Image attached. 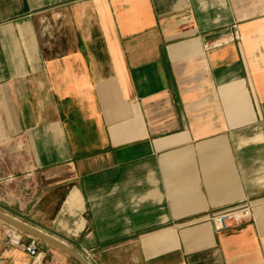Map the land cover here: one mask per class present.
Masks as SVG:
<instances>
[{"label":"crops","instance_id":"crops-1","mask_svg":"<svg viewBox=\"0 0 264 264\" xmlns=\"http://www.w3.org/2000/svg\"><path fill=\"white\" fill-rule=\"evenodd\" d=\"M0 212L89 264H264V0H0ZM5 225L0 264H77Z\"/></svg>","mask_w":264,"mask_h":264},{"label":"built area","instance_id":"built-area-1","mask_svg":"<svg viewBox=\"0 0 264 264\" xmlns=\"http://www.w3.org/2000/svg\"><path fill=\"white\" fill-rule=\"evenodd\" d=\"M251 208L248 204H242L214 214L211 216L210 222L216 231L224 230L229 225H242L250 220L252 214ZM4 232L9 246L20 248L32 257L38 256L39 252L34 240L29 243H23V233L8 225H5Z\"/></svg>","mask_w":264,"mask_h":264},{"label":"water","instance_id":"water-1","mask_svg":"<svg viewBox=\"0 0 264 264\" xmlns=\"http://www.w3.org/2000/svg\"><path fill=\"white\" fill-rule=\"evenodd\" d=\"M0 221L5 223L6 225L13 227L15 229H17L18 231L27 234L28 236L35 238L37 240H40L44 243H46L47 245H50L58 250H60L61 252L65 253L67 256H69L70 258H72L77 264H89L81 255H79L78 253H76L75 251H73L71 248H69L68 246H66L65 244H63L62 242H59L55 239H53L52 237L39 232L19 221H17L16 219L0 212Z\"/></svg>","mask_w":264,"mask_h":264},{"label":"rangeland","instance_id":"rangeland-1","mask_svg":"<svg viewBox=\"0 0 264 264\" xmlns=\"http://www.w3.org/2000/svg\"><path fill=\"white\" fill-rule=\"evenodd\" d=\"M2 151V150H1ZM18 153V151H17ZM3 163H1L2 165ZM22 165L23 166V162H20L19 159L17 158H12L11 160V167H12V173L15 177H19L21 176L22 174L20 173V171L18 170V167L17 166H20ZM1 222V221H0Z\"/></svg>","mask_w":264,"mask_h":264}]
</instances>
